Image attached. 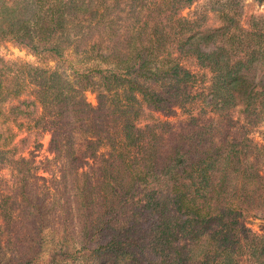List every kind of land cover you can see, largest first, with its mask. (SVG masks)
<instances>
[{
    "label": "trees",
    "instance_id": "1",
    "mask_svg": "<svg viewBox=\"0 0 264 264\" xmlns=\"http://www.w3.org/2000/svg\"><path fill=\"white\" fill-rule=\"evenodd\" d=\"M193 1L0 0V264H264V16Z\"/></svg>",
    "mask_w": 264,
    "mask_h": 264
},
{
    "label": "rangeland",
    "instance_id": "2",
    "mask_svg": "<svg viewBox=\"0 0 264 264\" xmlns=\"http://www.w3.org/2000/svg\"><path fill=\"white\" fill-rule=\"evenodd\" d=\"M214 1H219V0H194L189 7L181 10L179 14L181 17L184 18H190L194 15V13L200 11H205L207 12V14H209L208 8L210 4L213 3ZM238 1L242 6L243 18H247L248 16H264L263 1H254V0H238ZM209 22L210 21H208V23ZM0 57L8 61H22L29 63L34 62V57L29 55L24 49H20L8 41L0 42ZM68 60L69 62L74 63V59H72V57L69 58ZM46 66L53 67L54 64L48 63ZM57 67L59 72L65 74L67 73V71H65V69L67 68L65 65L60 64ZM84 98L89 105L91 106L95 105L94 93L90 91H86L84 93ZM153 116L160 120H167L172 124H177L180 120L183 119L181 112L177 108L174 109V113L170 117H165L160 113H155ZM260 131L261 128H253L250 130L251 132L250 135L254 142H260ZM48 140H49V136L47 134H44L41 137L39 141V146L37 148L28 147L27 150H25L22 153L23 157L30 158L32 166L34 167L36 166V169L34 170L35 176L49 178L50 175L55 172L56 165H58V162H56L53 159V155L48 150ZM85 170L86 167L85 166L82 167L81 171H85ZM14 179H15L14 174L10 175L9 170L7 168L0 169V190L1 189L5 190L10 184H12ZM96 188H98V186H96ZM97 192L100 191L97 190L96 193ZM247 227L252 232L264 236V222L258 217H253L248 219Z\"/></svg>",
    "mask_w": 264,
    "mask_h": 264
}]
</instances>
